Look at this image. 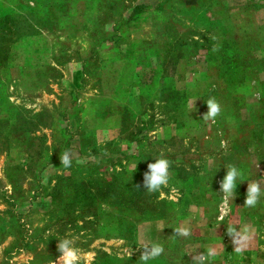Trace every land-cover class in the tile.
Segmentation results:
<instances>
[{
    "label": "rangeland",
    "instance_id": "1",
    "mask_svg": "<svg viewBox=\"0 0 264 264\" xmlns=\"http://www.w3.org/2000/svg\"><path fill=\"white\" fill-rule=\"evenodd\" d=\"M144 1L164 29L157 53L168 60L167 76L184 54L198 64L188 70L187 88L204 78L191 114L175 84L149 89L159 72L144 57L138 92L135 68L125 63L118 91L106 98L102 81L114 84L119 75L111 49L101 64L92 57L80 77L77 65L20 68L30 56L22 51L20 59L10 47L31 32L33 16L0 9V264H62L65 238L83 255L79 264H144L143 247L154 244L164 251L147 264H213L209 250L226 252L225 264H260L247 249H261L264 236V0ZM135 53L124 47L121 55ZM212 98L221 113L205 120ZM170 125L191 131L158 132ZM65 152L69 167L61 163ZM159 158L171 162V179L150 193L144 173ZM231 166L242 176L226 200L221 182ZM253 182L262 194L249 207ZM245 235L253 239L237 252L234 240ZM195 251L202 259L188 257Z\"/></svg>",
    "mask_w": 264,
    "mask_h": 264
},
{
    "label": "crops",
    "instance_id": "2",
    "mask_svg": "<svg viewBox=\"0 0 264 264\" xmlns=\"http://www.w3.org/2000/svg\"><path fill=\"white\" fill-rule=\"evenodd\" d=\"M143 3H146L147 6ZM149 5V2L144 0H0V9L3 8L10 15L31 13L33 16L31 32L15 41L10 47L11 52L14 50L21 52L20 59L23 58L22 51L25 55L29 54L28 56H30L21 60L20 68L38 69L44 66L74 65L76 67L77 65L78 73L74 72V74L80 77L84 75L82 68L87 67L92 57L98 61V64H101L104 61L102 51L111 49V66L115 67L113 74L115 72L119 75L113 78L114 84H109L112 80L104 79L102 81L101 93L106 98L109 97L108 92L114 94L118 91V85L120 81H123L121 73L125 63H129L135 68L131 82L134 83V93L138 92L142 86L141 78L144 73H142L144 65L139 61L144 57L148 62L147 68L155 70L156 73L159 72L155 77V82L152 85L149 84V89L164 84L161 86L163 87L160 90L161 93L162 90L168 88L166 84L170 82L171 85L175 84L185 98L186 112L191 114L192 108L196 109L200 99L204 96V78L192 80L195 83H191L192 86H195L194 90L191 87L187 88L188 70L198 67V64L197 62L189 64L184 54L176 61L175 76H167L166 62L168 60L157 53L161 49L160 39L163 37L162 34H165L164 29L159 26L157 11L151 9ZM124 47L136 52L135 58L132 56L128 58L124 55L122 57ZM179 50L185 53L188 46L186 44L179 46ZM63 55H68L69 58L63 60L61 59ZM114 89L117 90L113 91ZM131 91L127 94L129 95ZM91 97L98 96L92 95ZM189 126H192V123ZM175 128L177 127L170 125L159 129L158 132L164 133L165 137H168L170 135L184 136L191 131L189 129L178 131ZM247 236V240L251 242L252 236ZM259 242L262 246L257 252L247 249V259L257 258L260 259V264H263L264 236L259 237ZM194 243L196 246L198 245V240L195 238L187 246L193 249ZM196 251L188 252V257L202 259L203 255L197 256L199 252L196 253ZM224 255L226 252L216 251L213 256H208V258L213 264H217L216 262L225 264ZM197 264L200 263L197 262Z\"/></svg>",
    "mask_w": 264,
    "mask_h": 264
},
{
    "label": "clouds",
    "instance_id": "3",
    "mask_svg": "<svg viewBox=\"0 0 264 264\" xmlns=\"http://www.w3.org/2000/svg\"><path fill=\"white\" fill-rule=\"evenodd\" d=\"M207 105L209 111L204 115L203 119L205 120H215V118L221 113L220 104L214 99L207 100ZM61 163L65 167H69L71 161L69 159V155L65 152L61 156ZM171 162L166 158L156 159V162L149 163L148 169L149 171L144 173V187L150 193L159 192L163 188L169 186V181L171 179L170 174ZM242 176V173L235 167L231 166L227 168V174L221 182V191L224 193L225 199L232 197L237 188V179ZM261 188L259 183L253 182L248 184L247 195L245 204L249 207H255L259 201L261 196ZM181 234L188 235L186 230H179ZM228 235L233 237L234 230L229 228ZM248 236H241L239 240H234V243L239 244L240 247L236 248L237 252L243 250V242L247 241ZM144 252L142 253L140 260L147 264V261L150 259H155L159 257L164 249L162 246L158 244L152 245L150 248L145 246ZM58 250L61 255L58 257L59 261L62 264H79V262L84 259L80 250L74 246V241L72 239H62L58 244ZM209 256L214 255L213 250H209Z\"/></svg>",
    "mask_w": 264,
    "mask_h": 264
}]
</instances>
